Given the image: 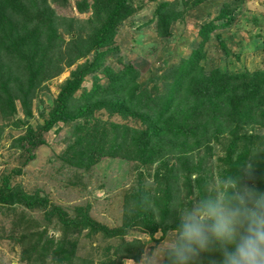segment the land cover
<instances>
[{
  "label": "trees",
  "instance_id": "16d2710c",
  "mask_svg": "<svg viewBox=\"0 0 264 264\" xmlns=\"http://www.w3.org/2000/svg\"><path fill=\"white\" fill-rule=\"evenodd\" d=\"M215 1L94 0L98 20L83 21L59 12L68 9L65 0H0V138L7 126H26L15 147L24 155L31 154L45 144V134L61 126L67 132L60 159L68 167L89 170L104 159L156 166L155 185L148 191L139 190L133 198L136 209L121 227L109 229L86 215L66 220L55 207H50L46 218L57 213L58 222L69 230L58 239L42 232L38 225L36 235H32L13 223L18 232L15 240L22 245L21 260L26 264H121L122 260L138 263L144 245L140 239L126 240L129 230L151 238L161 231L163 238L177 226L175 208L181 204L184 187L187 189L190 184L188 175L197 171L193 153L202 148L212 152L220 135L231 137L232 148L235 142L240 145L235 150L227 148V159H217L219 181L232 175L240 185L264 192V151L255 149L245 134L249 126L264 128V69L204 70L201 63L206 58L211 34L218 29H231L236 17L245 11V0H220V5H214ZM145 4L152 6L150 21L164 40L173 37L170 29L175 23L184 26L192 14L201 19L199 42L187 58L164 71L159 94L140 87L139 72L132 64H124L119 70L108 64V58L119 53L114 43L117 30ZM86 9L85 1L77 4L79 12ZM258 21L264 19L254 16L253 22ZM219 43L225 51L221 50L223 55H227L224 41ZM81 61L61 85L52 105L46 109L39 104L42 123L33 127L29 123L32 105L44 83ZM98 74L103 75L104 83ZM89 77L93 86L87 91L82 85ZM19 110L24 121L18 120ZM114 117L124 122L111 121ZM252 152L255 157H250ZM249 164L253 169L250 175L246 171ZM5 187L8 190L7 183ZM203 192L200 183L195 188L189 186L194 198ZM3 193L0 204L13 211L34 201L24 194L22 200L26 203L19 201L20 191ZM38 202L39 208H47L45 202ZM72 231L87 232L90 239L103 235L117 243H108L93 255L77 257L79 238H66ZM213 260L218 261L219 256H201L198 264H211Z\"/></svg>",
  "mask_w": 264,
  "mask_h": 264
},
{
  "label": "rangeland",
  "instance_id": "374dc122",
  "mask_svg": "<svg viewBox=\"0 0 264 264\" xmlns=\"http://www.w3.org/2000/svg\"><path fill=\"white\" fill-rule=\"evenodd\" d=\"M65 1V8L68 7V9L59 10L60 13L83 21L91 18L98 20L93 7L94 0ZM81 1L87 4V9L83 12L77 10V4ZM215 2L214 5L221 4L220 0ZM151 7L150 4L149 6L145 4L142 10L136 12L119 27L114 39L119 53L117 55L114 53L115 55L108 58V64L115 70L121 69L124 64H132L139 72L137 82L140 87L152 89L153 94H159L164 71L178 65L181 59L190 55L199 42L202 27L200 17L192 14L186 19L184 26L182 23H175L170 29L173 37L169 41L164 40L158 36L155 25L150 21ZM244 8V14L241 16L238 14L235 25L231 29H218L211 34L205 48L206 58L201 63L207 73L215 69L229 72H254L264 69V21L253 22L254 16L264 19V0H245ZM217 36L220 38L219 41H224L227 55H223L224 50L221 49ZM82 63L83 61L78 62L71 70H65L44 83L40 89L39 98L32 105L33 116L29 123L33 127L42 123L38 112L39 104H44V107L48 109L70 72ZM97 76L104 79L101 74ZM91 78L84 81L82 89L88 91L92 88ZM102 118L109 119L107 115H102ZM18 120L24 121V115L20 110ZM111 121L124 122L119 117H114ZM25 130L26 126L20 128L7 126L0 138V198H4V190L5 195L10 194L11 190L20 191L22 194L19 196V201L23 203H26L22 200L23 194L34 198L33 202L21 204L14 211L12 207L10 209L0 204V264H26L21 260L22 245L15 240L18 232L13 223L20 224L21 229L32 235H36L35 227L38 225L42 232L47 231L50 237L58 239L69 230L62 222H58L57 213H54L53 217L46 218V212L50 213V207H55L58 213L65 215V219L74 220L78 216L86 215L95 222L114 229L121 227L131 211L136 209L133 198H136L139 190L148 191L152 185H155L156 166L147 167L121 159H104L89 170H77L64 165L60 157L65 150L66 127L58 126L52 129L44 135V145L39 149L36 148L37 150L32 151L31 154L24 155L15 145H17L18 137L25 134ZM246 130L245 134L255 149L264 151V128L249 126ZM217 140L219 143L213 146L212 152L202 148L193 153L197 171L188 175L191 176L190 184L187 189L184 187V196L180 198L181 204L190 203L192 199L197 198L189 194V186L195 188L200 183L204 191L218 183L217 159H227L228 149L235 150L240 145L235 142L232 148L233 141L228 135H220ZM254 155L256 154L252 152L250 157H255ZM6 183L8 190L5 187ZM38 200L45 202L47 208H39ZM29 205L31 208L28 207ZM22 219L25 220L22 221ZM86 233L78 234L72 231L66 237L69 240L79 238L75 252L77 257L93 255L96 249L103 250L108 243H112L111 245L117 243V240L106 239L103 235L90 239L86 237ZM168 234L170 233L166 235ZM162 235V232L158 231L151 238L144 233L129 230L125 239H140L144 250L138 263L122 260L121 264H146L142 257L150 254L158 246L162 247L164 239ZM32 262L34 264V261ZM46 264H49L48 261Z\"/></svg>",
  "mask_w": 264,
  "mask_h": 264
},
{
  "label": "clouds",
  "instance_id": "9594fccd",
  "mask_svg": "<svg viewBox=\"0 0 264 264\" xmlns=\"http://www.w3.org/2000/svg\"><path fill=\"white\" fill-rule=\"evenodd\" d=\"M175 209L177 226L142 257L146 264H198L214 255L211 264H264V192L230 175Z\"/></svg>",
  "mask_w": 264,
  "mask_h": 264
}]
</instances>
